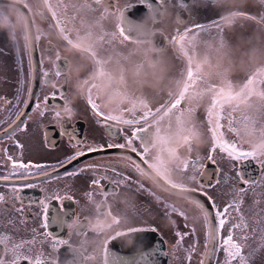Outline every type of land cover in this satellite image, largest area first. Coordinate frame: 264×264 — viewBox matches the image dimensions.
I'll return each instance as SVG.
<instances>
[{"label": "snow or ice", "instance_id": "6c2138e0", "mask_svg": "<svg viewBox=\"0 0 264 264\" xmlns=\"http://www.w3.org/2000/svg\"><path fill=\"white\" fill-rule=\"evenodd\" d=\"M197 2L37 0L33 5L24 0L16 9L24 27L19 39L16 23L0 11V25H8L0 34L12 42L19 66L15 95L0 97V264H96L98 259L102 264H161L160 249L138 234L158 233L167 224L175 225L173 244L163 255L177 264H193L194 257L195 264H264V180L243 170L244 162H255L264 178V65L236 82L226 31L238 21L264 27V0L191 22ZM221 2L206 0L212 8ZM141 6L150 24L129 18ZM45 53L52 72L44 68ZM163 54L168 61L161 59ZM213 57L225 62L213 64ZM85 59L91 63L75 77V91L93 124L103 130L99 138L80 139L67 126L80 106V100L72 99L70 73ZM159 64L172 69L164 84L135 90ZM45 86L55 91L40 95ZM101 93L111 110L104 107ZM50 117L60 124L70 154L54 163L25 161L18 134L34 137ZM242 131L259 137L254 147L241 142ZM5 138L12 142L7 148ZM204 141L201 153L197 144ZM44 142L55 147L46 128ZM210 165L216 166L214 174ZM79 181L84 182L79 188L83 205L97 218V234L126 225L103 241L102 257L72 241L73 230L86 236L90 228L87 217L81 218L82 206L69 212L64 205H80L69 194ZM54 183L56 190L36 201L39 212L33 215L39 223L29 230L24 190ZM226 197L223 205L218 203ZM53 199L60 204L55 216L48 203ZM175 200L190 208L177 207ZM130 220L136 222L127 226ZM147 221L153 226L145 227ZM52 224L64 229L67 238L54 235ZM121 236H135L136 261L112 253L109 245ZM61 249H71L72 258L62 260Z\"/></svg>", "mask_w": 264, "mask_h": 264}, {"label": "flooded vegetation", "instance_id": "af4514ba", "mask_svg": "<svg viewBox=\"0 0 264 264\" xmlns=\"http://www.w3.org/2000/svg\"><path fill=\"white\" fill-rule=\"evenodd\" d=\"M24 0H0V11H2L7 17L9 22L16 23V35L17 38L22 37V33L24 31V27L22 22L19 20L17 16L16 9L21 7ZM28 3L35 5L37 0H27ZM258 0H222L221 3L217 4L215 8H212L210 5L206 3V0H198L197 4L195 5V10L191 11L192 21L191 22H200L204 21L208 17L214 16L215 12H223L226 10H230L233 8H242L249 3H256ZM129 18L135 21V23H143L145 25L150 24L151 20L150 17L146 16V10L141 6L139 9H133L129 13ZM187 15V14H186ZM167 21L172 20L171 11L169 12L168 16L166 17ZM3 26L0 27V31L8 30L7 24H2ZM243 25V26H241ZM166 26H174V25H166ZM226 31L228 33L229 42L232 46L231 50V61L233 67V79L236 82L243 79V77L253 68L258 67L260 65H264V27H256L251 25L247 21H238L236 26L229 27L226 26ZM239 32H242L244 35H241ZM153 39H156L155 37ZM215 42H213L214 46ZM47 53H45V70L50 72L54 71V67L51 63L47 60ZM39 59V56H37ZM162 60L168 61L169 57L167 54H163L161 57ZM217 62L223 63L225 61H220L219 57H213V64ZM90 61L85 59L81 62L80 67L77 69L74 67L71 71L70 75L74 77L73 83L71 84V88L73 89V101L80 100V106L78 110H75L72 118L68 121V127H74L78 131V136L80 139H88V138H99L103 132L102 129H98L93 124V117L91 113L87 110L86 106L82 103V99L78 92L75 91L76 83L75 77L78 75H82L88 70V66H90ZM168 74L172 71L171 67H168ZM207 71V70H206ZM28 73H27V61L25 60V79L27 80ZM19 78V66L17 64V53L15 52L12 42L10 39L5 38L3 34H0V97H5L7 99H12L15 95L17 83ZM63 83V81H61ZM27 87V85H26ZM39 81H37V91H39ZM55 91V89L49 88L47 86L44 87L43 91L40 92V95H44ZM35 115L33 119H35ZM7 126V125H5ZM45 128L47 129V139L50 140L55 147H46L44 142V132ZM248 131L241 132V142L244 143L246 146L254 147L255 144L258 142L259 137L257 135L252 134L250 131L249 135L247 134ZM20 135L21 139L23 140L25 147H24V160L34 161V162H41V163H54L58 159H62L66 154H70V149L68 148V139L66 136L62 134L60 124L52 119L51 117L44 122V125L36 132L35 136L24 137L22 134ZM107 138V137H105ZM12 142L5 138L3 147L7 148ZM13 154L16 155L15 151ZM2 158V157H0ZM71 167V166H69ZM216 166L210 165L209 170L210 172L214 170L215 173ZM243 170L245 175L251 173V178L254 179V173H258V177L256 180H264L260 176V171L258 165L255 162L246 161L243 165ZM213 173V174H214ZM220 179L223 180V176H220ZM59 185L54 183L50 186L46 185H39L38 188H26L24 190V204L27 205L25 208V212L27 213V228L30 230L35 224L39 223V217L34 216V213L39 212V208L36 206V201L39 199L44 198V196L50 195L51 191L56 190ZM84 182L79 181L78 187L74 188L72 192L69 194L74 195L77 200H80V205H76L72 202L65 201V209L69 212L76 211L77 208L82 206L81 211V218L87 217L89 221L90 228L86 236H80L73 230L72 234V241L74 245H79L81 243L86 245V253H94L97 257H102V249H103V241L107 240L109 237L115 234L117 230L120 228L126 227V225L116 226L113 225L111 228L107 229L106 231L97 234L96 229V216L95 214L88 208L87 205H83V193L79 191V188H83ZM107 187V185H105ZM249 188L252 186L249 185ZM256 188V187H255ZM41 189H48L47 192L41 191ZM5 193L7 190H3ZM259 193V189H256ZM118 200L120 198H117ZM133 199L139 203L143 204L146 203V200L140 197H133ZM228 199L227 197L225 200H218V203L223 205ZM177 207L180 208H189L188 205L180 200L174 201ZM17 207L20 206L19 201L13 202ZM50 205V215L55 216L57 209L60 207V204L56 200L48 201ZM250 200H246V204H250ZM120 206L123 208L125 205L123 200L120 199ZM11 215L16 216L17 219H20L19 214L11 213ZM101 220L104 218L101 217ZM136 221L130 220L129 225ZM167 224V222H164ZM145 227L153 226L151 225L150 221L145 222ZM175 227V225L167 224V226L162 227L161 231L158 233H141L138 234L144 241L148 243H155V247L160 249L161 255L159 257L161 264H177V261L174 259L169 260L166 259L163 255L164 252L168 251V247L173 244V238L171 236V228ZM199 227V226H198ZM50 231H53L54 235L58 238H67L66 231L64 229L59 228L56 224H52ZM117 239L113 240V242L109 245L110 249L113 246L114 242ZM162 242V243H161ZM201 242H203V236H201ZM136 241L135 236H130L126 238L121 243L117 244V247L120 249L121 252L125 253V258L128 261H136L138 259V254L134 251ZM119 251V252H120ZM144 249L141 247L138 249V252H143ZM201 251L203 249L201 248ZM171 256V253L168 254ZM223 253H221L220 258L222 259ZM61 259L67 260L72 258L71 249L67 251L66 249H61L60 253ZM196 257L193 258V264H195ZM96 264H102L101 260H97Z\"/></svg>", "mask_w": 264, "mask_h": 264}, {"label": "clouds", "instance_id": "9594fccd", "mask_svg": "<svg viewBox=\"0 0 264 264\" xmlns=\"http://www.w3.org/2000/svg\"><path fill=\"white\" fill-rule=\"evenodd\" d=\"M3 25H0L2 27ZM143 53L141 52L140 55ZM207 75H210L211 73L206 71ZM168 76V68L166 64H159L155 68L149 69L143 77L144 83L142 86L137 87L135 90L139 91L141 87L144 88H151V89H158L160 85H163L165 82V79ZM101 99L104 102V107L106 110H111L112 103L107 101L105 99L104 93H101Z\"/></svg>", "mask_w": 264, "mask_h": 264}, {"label": "water", "instance_id": "95a60500", "mask_svg": "<svg viewBox=\"0 0 264 264\" xmlns=\"http://www.w3.org/2000/svg\"><path fill=\"white\" fill-rule=\"evenodd\" d=\"M214 170L210 172V174H213ZM258 177V173H254V179H256ZM130 236H121L119 237L113 244V246L111 247V251L113 254L120 256V257H124L125 253L121 252L120 249L117 247V244L121 243L122 241H124L126 238H129ZM120 251V252H119Z\"/></svg>", "mask_w": 264, "mask_h": 264}, {"label": "rangeland", "instance_id": "374dc122", "mask_svg": "<svg viewBox=\"0 0 264 264\" xmlns=\"http://www.w3.org/2000/svg\"><path fill=\"white\" fill-rule=\"evenodd\" d=\"M241 35H244L242 32H239ZM249 131L247 132V134H248V136H250L249 135ZM206 147H207V142L206 141H204L203 143H198L197 144V149L201 152V153H203L204 152V150L206 149ZM256 187V189H259L260 190V185H256L255 186ZM188 207L190 208V206L188 205ZM222 259H223V255H222Z\"/></svg>", "mask_w": 264, "mask_h": 264}, {"label": "bare ground", "instance_id": "6f19581e", "mask_svg": "<svg viewBox=\"0 0 264 264\" xmlns=\"http://www.w3.org/2000/svg\"><path fill=\"white\" fill-rule=\"evenodd\" d=\"M209 172H210V170H209Z\"/></svg>", "mask_w": 264, "mask_h": 264}]
</instances>
